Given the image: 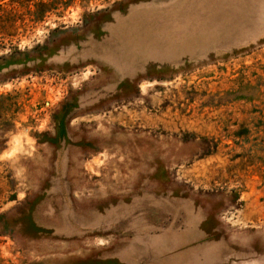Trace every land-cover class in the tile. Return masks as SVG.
Here are the masks:
<instances>
[{
    "label": "rangeland",
    "instance_id": "rangeland-1",
    "mask_svg": "<svg viewBox=\"0 0 264 264\" xmlns=\"http://www.w3.org/2000/svg\"><path fill=\"white\" fill-rule=\"evenodd\" d=\"M0 264H264V0H0Z\"/></svg>",
    "mask_w": 264,
    "mask_h": 264
}]
</instances>
